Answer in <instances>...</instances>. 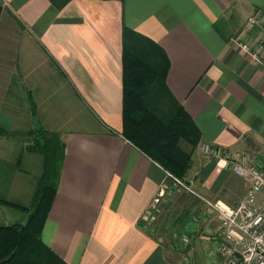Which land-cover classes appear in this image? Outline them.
I'll return each mask as SVG.
<instances>
[{
    "label": "crops",
    "instance_id": "obj_1",
    "mask_svg": "<svg viewBox=\"0 0 264 264\" xmlns=\"http://www.w3.org/2000/svg\"><path fill=\"white\" fill-rule=\"evenodd\" d=\"M125 28L165 55L166 91L198 145L246 152L264 171V0H0V227L25 223L33 205L45 158L18 142L38 123L65 144L42 240L67 264H178L144 226L167 171L121 135ZM238 34L259 61L230 40ZM198 145L188 171L198 194L237 205L247 184Z\"/></svg>",
    "mask_w": 264,
    "mask_h": 264
},
{
    "label": "trees",
    "instance_id": "obj_2",
    "mask_svg": "<svg viewBox=\"0 0 264 264\" xmlns=\"http://www.w3.org/2000/svg\"><path fill=\"white\" fill-rule=\"evenodd\" d=\"M50 1L62 7L69 0ZM218 26L217 21L215 28ZM167 69L166 57L153 41L124 29L121 135L171 176L183 179L190 169L200 132L185 109L173 99L169 111L163 112L161 108L158 112L155 102L168 95ZM8 91L9 95L11 90ZM28 101L31 115L35 116L30 95ZM29 140V144L18 142L20 152L41 153L45 158L44 173L33 205L26 209L29 214L25 223L0 227V264H67L42 240V230L57 192L65 144L57 132L46 130L38 123L33 124ZM181 142L187 149L180 146ZM18 159L19 155L16 162ZM1 203L4 202L0 200Z\"/></svg>",
    "mask_w": 264,
    "mask_h": 264
},
{
    "label": "rangeland",
    "instance_id": "obj_3",
    "mask_svg": "<svg viewBox=\"0 0 264 264\" xmlns=\"http://www.w3.org/2000/svg\"><path fill=\"white\" fill-rule=\"evenodd\" d=\"M14 94L20 93L15 89ZM22 100L25 102L24 98ZM11 102H15L13 90L5 106L11 108ZM170 103L171 99L166 94L164 100L157 104L155 102V106L158 112L161 108L166 112ZM180 146L187 149L183 142ZM191 178L187 173L183 179L168 177L165 180L144 214V226L161 243L167 256L171 260L176 259L178 264H221L217 253L220 227L209 228L215 225L216 220L207 216L209 208L205 206Z\"/></svg>",
    "mask_w": 264,
    "mask_h": 264
},
{
    "label": "built area",
    "instance_id": "obj_4",
    "mask_svg": "<svg viewBox=\"0 0 264 264\" xmlns=\"http://www.w3.org/2000/svg\"><path fill=\"white\" fill-rule=\"evenodd\" d=\"M248 23L257 25L259 22L251 17ZM230 40L251 58L259 61V53L248 44L241 43L239 34ZM257 45L264 46V36L258 40ZM198 149L209 159L224 161L226 167L247 184L246 196L235 206L220 200L202 199L209 208L207 216L217 218L220 224L217 253L221 264H264V171L246 152L227 150L206 142L200 143Z\"/></svg>",
    "mask_w": 264,
    "mask_h": 264
}]
</instances>
